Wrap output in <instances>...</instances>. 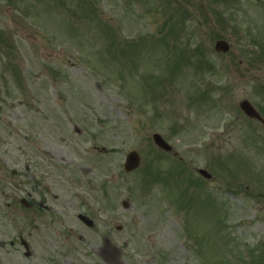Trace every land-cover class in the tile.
<instances>
[{"label": "rangeland", "instance_id": "obj_1", "mask_svg": "<svg viewBox=\"0 0 264 264\" xmlns=\"http://www.w3.org/2000/svg\"><path fill=\"white\" fill-rule=\"evenodd\" d=\"M263 47L264 0H0V264H264Z\"/></svg>", "mask_w": 264, "mask_h": 264}, {"label": "water", "instance_id": "obj_2", "mask_svg": "<svg viewBox=\"0 0 264 264\" xmlns=\"http://www.w3.org/2000/svg\"><path fill=\"white\" fill-rule=\"evenodd\" d=\"M215 49L218 52H226L227 51V45L223 42H219V43H217ZM243 108L247 112L248 115H252V113H250L248 108H246L244 106H243ZM254 117H256V116L254 115ZM153 140H154V143L156 144V146L159 147L160 149H162L166 152L170 151V148L161 140V138L159 136L154 135ZM138 164H139V158L136 155V153H130L126 158L124 169L126 172L133 171L138 167Z\"/></svg>", "mask_w": 264, "mask_h": 264}, {"label": "flooded vegetation", "instance_id": "obj_3", "mask_svg": "<svg viewBox=\"0 0 264 264\" xmlns=\"http://www.w3.org/2000/svg\"><path fill=\"white\" fill-rule=\"evenodd\" d=\"M32 178H33V176H32ZM40 180H41V178L39 179V181L36 182L37 186L40 184ZM103 254H104V259L110 260L105 253H103ZM114 263H115V257L112 255V261L110 264H114Z\"/></svg>", "mask_w": 264, "mask_h": 264}]
</instances>
